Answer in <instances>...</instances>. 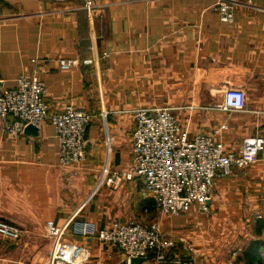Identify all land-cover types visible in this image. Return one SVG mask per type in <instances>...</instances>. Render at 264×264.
I'll return each mask as SVG.
<instances>
[{
    "label": "crops",
    "instance_id": "0c3cea01",
    "mask_svg": "<svg viewBox=\"0 0 264 264\" xmlns=\"http://www.w3.org/2000/svg\"><path fill=\"white\" fill-rule=\"evenodd\" d=\"M235 1L227 24L216 0H93V14L85 0H0V87L26 73L46 83L51 112L73 106L93 116L87 158L76 167L59 164L49 122L38 136L9 134L0 123V219L23 231L19 241L0 238V264H51L49 221L89 249L84 264L127 263L119 248L73 232L76 223L134 221L159 222L174 242L145 264H245L250 242L264 239V228L255 232L264 219V152L216 182L208 213L163 217L141 178L108 183L112 172L131 170L139 109H171L191 137L219 130L215 139L234 153L245 138L264 137V0ZM62 59L76 63L63 70ZM229 88L245 90L246 110L222 109Z\"/></svg>",
    "mask_w": 264,
    "mask_h": 264
},
{
    "label": "built area",
    "instance_id": "2783aa9c",
    "mask_svg": "<svg viewBox=\"0 0 264 264\" xmlns=\"http://www.w3.org/2000/svg\"><path fill=\"white\" fill-rule=\"evenodd\" d=\"M85 1L88 12L93 14V0ZM216 4L221 21L233 24L238 3L216 0ZM75 63L62 59L60 67L68 70ZM84 63L93 61L85 60ZM46 93V83L26 73L18 77L14 87H0V123L5 132L23 136L28 126L39 128L49 122L55 128L59 143V164L76 167L86 161L87 133L93 116L87 110L73 106L62 113H53ZM246 108L245 90L229 88L225 91L224 111L242 112ZM135 123L131 170L124 174L112 172L108 183L141 178L145 194L155 200L163 217H179L192 209L208 213L216 182L233 176L235 169L256 164L264 152V137L260 135L245 138L239 153L226 150L224 144L215 139L219 130L214 135L191 137L169 108L139 109L135 112ZM225 128L222 126L220 130ZM73 232L96 237L119 248L127 264L135 258L148 259L154 252L163 253L174 245L159 222L115 223L103 229L89 222H78ZM47 233L54 242L51 264H84L89 260V249L64 239V227L49 221ZM22 235L19 226L0 219V238L19 241Z\"/></svg>",
    "mask_w": 264,
    "mask_h": 264
},
{
    "label": "trees",
    "instance_id": "16d2710c",
    "mask_svg": "<svg viewBox=\"0 0 264 264\" xmlns=\"http://www.w3.org/2000/svg\"><path fill=\"white\" fill-rule=\"evenodd\" d=\"M264 228V219L256 220L255 232L258 236L262 235ZM264 239L258 238L252 240L243 252V260L245 264H264Z\"/></svg>",
    "mask_w": 264,
    "mask_h": 264
},
{
    "label": "water",
    "instance_id": "95a60500",
    "mask_svg": "<svg viewBox=\"0 0 264 264\" xmlns=\"http://www.w3.org/2000/svg\"><path fill=\"white\" fill-rule=\"evenodd\" d=\"M25 134L31 135V136H38L39 128L33 125H30L25 129ZM118 160H119V155L117 156V161ZM147 260H148L147 258H135L131 260V264H145Z\"/></svg>",
    "mask_w": 264,
    "mask_h": 264
},
{
    "label": "rangeland",
    "instance_id": "374dc122",
    "mask_svg": "<svg viewBox=\"0 0 264 264\" xmlns=\"http://www.w3.org/2000/svg\"><path fill=\"white\" fill-rule=\"evenodd\" d=\"M169 249H170V248H169ZM169 249H168V250H169ZM168 250H167V251H165V252H168ZM165 252H163V253H165Z\"/></svg>",
    "mask_w": 264,
    "mask_h": 264
}]
</instances>
